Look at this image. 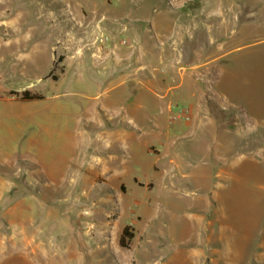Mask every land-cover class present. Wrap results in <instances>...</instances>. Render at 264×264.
I'll list each match as a JSON object with an SVG mask.
<instances>
[{
    "label": "rangeland",
    "instance_id": "obj_1",
    "mask_svg": "<svg viewBox=\"0 0 264 264\" xmlns=\"http://www.w3.org/2000/svg\"><path fill=\"white\" fill-rule=\"evenodd\" d=\"M1 57L0 263L264 264V0H0Z\"/></svg>",
    "mask_w": 264,
    "mask_h": 264
},
{
    "label": "crops",
    "instance_id": "obj_2",
    "mask_svg": "<svg viewBox=\"0 0 264 264\" xmlns=\"http://www.w3.org/2000/svg\"><path fill=\"white\" fill-rule=\"evenodd\" d=\"M8 36V35H6ZM15 40L14 39H7L5 37V39L2 40V44L4 46H9L11 43H14ZM72 40L71 41H68L67 42V45H66V51H64L63 53V58H62V62H61V66L63 67V71L61 74H64L65 70H66V64L69 60V54H68V50L73 46H76V52H79L81 50H83L84 48H86V46L88 48H92V59L95 60V63L96 64H106L107 60L109 59V55H107L105 52L106 49L103 47V46H99L97 43V39H94L93 42H79V43H76V44H72ZM98 45V46H97ZM95 50V51H94ZM105 53V54H103ZM126 58V59H125ZM124 59L123 58H119V60H116V62H122V61H126V62H129L130 61V56H127L125 57ZM116 59V58H115ZM4 61L5 58L4 57H1L0 58V61ZM55 61V60H54ZM54 66V64H53ZM12 68H10L11 70ZM50 78V77H48ZM60 78V75H57V79H53L54 81L58 80ZM2 78H0L1 80ZM26 102L28 101H22L20 99L19 96H17L16 94H14V91H8L7 93H1L0 91V145L3 143L2 141V135H3V132H4V128H5V113H4V109L6 108V106L10 107L11 110L13 111L12 114L9 115V117L12 119V123H14L12 125V123L9 125L8 128L10 133H12L13 135L15 134H19L20 133V130L22 129V125H21V122H22V118L24 116V113L25 116H27V111H26ZM15 123L17 125H15ZM109 138L105 141V144H106V147H111V145H113V138H117V137H120L122 138L123 136L124 137H129L131 138L132 137V132H127L126 130H114L113 132L109 133ZM132 139V138H131ZM130 139V140H131ZM0 148L2 149L3 148V145L0 146ZM48 151V148L46 149ZM115 159V157H113V154L111 155V160L113 161ZM100 162L101 161V157L98 156V159H97V162ZM111 161V162H112ZM57 169H52L51 171L54 173L58 172L56 171ZM121 172H119L117 169H114L112 171H110V174L113 175V176H119ZM137 183H139L140 186H144V183H141L140 181H138L137 179L135 180ZM13 185L5 178H3L2 180V184H0V207L3 206L4 204V198H5V192L6 191H10L13 189L12 187ZM120 188L122 191L124 192H127V188L125 186V184L121 183L120 184ZM28 202V201H27ZM23 203V202H21ZM21 205L23 206V204H20L19 206L21 207ZM20 211V210H19ZM23 211V214L20 213V216L21 215H27L28 213L24 210ZM32 243H33V238L29 236V250H30V247L32 246ZM22 253H19V254H13L11 256H9L6 260H4L2 263L0 264H17V261H18V257L21 255ZM30 254V253H29ZM18 264H21V263H18Z\"/></svg>",
    "mask_w": 264,
    "mask_h": 264
},
{
    "label": "trees",
    "instance_id": "obj_3",
    "mask_svg": "<svg viewBox=\"0 0 264 264\" xmlns=\"http://www.w3.org/2000/svg\"><path fill=\"white\" fill-rule=\"evenodd\" d=\"M53 78L57 79V77L53 74ZM14 94L20 96V99L22 101H33V100H41L43 99V96L40 94H34L30 91H24L21 94L15 93ZM135 235L133 233V227L132 226H126L120 236L119 244L123 249H129L132 243V240L134 239Z\"/></svg>",
    "mask_w": 264,
    "mask_h": 264
}]
</instances>
